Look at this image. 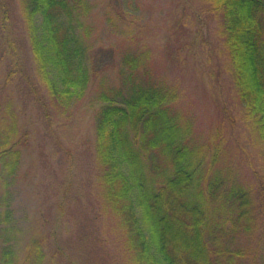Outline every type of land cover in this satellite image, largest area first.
I'll return each instance as SVG.
<instances>
[{"label":"rangeland","instance_id":"374dc122","mask_svg":"<svg viewBox=\"0 0 264 264\" xmlns=\"http://www.w3.org/2000/svg\"><path fill=\"white\" fill-rule=\"evenodd\" d=\"M9 1L12 37L22 46L24 0ZM68 2L80 12L79 30L90 45L91 79L69 107L49 98L43 86L51 128L15 85L3 88L6 46L0 30V150L6 138L13 144L26 137L17 147L20 159L13 173L8 159H0V214L8 210L12 215L9 231L0 235L12 241L14 264H67L68 257L78 263L90 245L102 252L105 264H126L123 230L104 206L98 181L95 129L103 98L122 104L148 85L175 91L173 109L189 122L188 140L205 158L203 174L227 177L252 194L264 177V148L242 121L245 111L221 35L224 20L203 12L201 0ZM26 51L35 73L29 46ZM147 52V67L132 77L125 59ZM242 243L258 264L264 260L258 226ZM36 249L43 254L41 261Z\"/></svg>","mask_w":264,"mask_h":264},{"label":"trees","instance_id":"16d2710c","mask_svg":"<svg viewBox=\"0 0 264 264\" xmlns=\"http://www.w3.org/2000/svg\"><path fill=\"white\" fill-rule=\"evenodd\" d=\"M201 9L224 20L221 35L245 111L242 121L264 148V0H201ZM11 14L10 1L0 0L6 46L3 88L15 85L51 128L48 97L69 107L82 97L91 79L90 45L79 30L80 12L68 0H24L22 46L12 37ZM148 57L147 52L125 59L132 77L147 67ZM176 97L175 91L148 85L122 104L103 98L106 103L97 112L99 187L104 206L123 230L126 264H258L242 240L257 226L264 236V177L252 194L227 177L203 174L205 158L188 140L189 122L173 109ZM24 140L11 144L6 138L0 150V159H8L9 173L18 166L17 147ZM218 150L217 146L213 163ZM11 222L8 210L0 214V232L9 231ZM0 249L2 264H14L10 237L0 235ZM34 254L42 260L40 249ZM101 254L90 245L81 254L82 261L68 257L67 264H105Z\"/></svg>","mask_w":264,"mask_h":264}]
</instances>
